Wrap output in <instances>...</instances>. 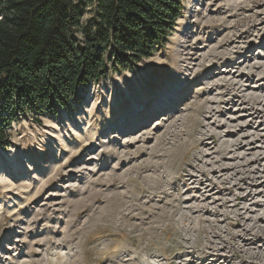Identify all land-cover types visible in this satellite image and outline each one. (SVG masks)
I'll return each instance as SVG.
<instances>
[{"label": "rangeland", "instance_id": "374dc122", "mask_svg": "<svg viewBox=\"0 0 264 264\" xmlns=\"http://www.w3.org/2000/svg\"><path fill=\"white\" fill-rule=\"evenodd\" d=\"M181 2L165 44L135 69L81 89L56 117L12 123L0 147V264H264V0ZM214 49L211 73L263 95L257 119L209 93L208 73L195 77ZM201 100L215 115L197 113ZM209 132L223 140L197 154Z\"/></svg>", "mask_w": 264, "mask_h": 264}, {"label": "trees", "instance_id": "16d2710c", "mask_svg": "<svg viewBox=\"0 0 264 264\" xmlns=\"http://www.w3.org/2000/svg\"><path fill=\"white\" fill-rule=\"evenodd\" d=\"M181 14V0H0V147L19 117H56L81 89L135 69Z\"/></svg>", "mask_w": 264, "mask_h": 264}, {"label": "bare ground", "instance_id": "6f19581e", "mask_svg": "<svg viewBox=\"0 0 264 264\" xmlns=\"http://www.w3.org/2000/svg\"><path fill=\"white\" fill-rule=\"evenodd\" d=\"M218 44V43H217ZM189 51H190V53H191V47L189 48V46L188 47H186V46H183L182 47V51H180V53L178 54L179 56H180V59H181V61H182V63H184L185 65H189V61H190V59H188L189 57H188V55H190V53H189ZM194 52V51H193ZM211 53H213V55L211 54ZM210 53V55H209V57H211L212 58V61H210V63L209 64H206L205 62H204V60H203V62H200V64H199V66H200V70L197 72V76H195V77H198V76H202L203 74H205V73H208V80H207V83H205L206 84V89H208V92L210 93V91H212L213 89H218V90H216L217 92L221 89V91L219 92V94L222 96V97H228L227 99L225 98L224 100H222L221 99V101H222V104L224 103H227V104H234L233 103V99H235V97L236 98H238L239 99V101L240 102H238V103H240L239 104V107L241 106V107H243V109L245 110L246 109V112H247V110L249 111L248 113H249V115H248V113H247V115L249 116V117H251L253 120L254 119H257L259 116H260V108H262V104H263V99L260 97V96H262L263 97V95L262 94H260V96H258L259 95V93H258V95H249V96H247L246 94V92L247 91H245L244 92V90H242V85H240L241 84V81H240V84L239 83H236V82H233L234 81V79H233V81H231V82H229V81H226V80H223L222 79V76H219V74H221V73H217L216 75H214V73H211L212 72V69L213 68H215V67H217L216 65H217V62L216 61H214V60H217L216 58H218V56H220V55H218V54H216V53H218V51H215V49H214V51H212ZM219 54H220V52H219ZM222 55V54H221ZM223 56V55H222ZM192 57V56H191ZM191 65V64H190ZM189 67V66H188ZM235 67V66H234ZM185 68V67H184ZM188 70V69H187ZM251 72V71H250ZM262 73V75H261V79H263L264 80V71H262L261 72ZM243 74L244 73H241L240 75H239V77L240 76H243ZM249 74V73H248ZM253 74H254V72H253ZM253 74H251L250 76H247V77H249V78H251V77H255V75H253ZM256 77H257V75H256ZM238 78V77H237ZM246 78V77H245ZM244 78V79H245ZM259 78V77H258ZM236 80V79H235ZM239 80V79H238ZM241 80V79H240ZM251 80V79H250ZM242 81H244V80H242ZM247 81V80H246ZM245 81V82H246ZM238 82V81H237ZM204 84V85H205ZM247 87V86H246ZM245 87V88H246ZM262 87V86H261ZM244 89V88H243ZM247 89V88H246ZM261 89V88H260ZM259 89V90H260ZM212 92H214V91H212ZM242 92H244V93H246L245 94V96L244 95H242L241 93ZM249 94H250V92H249ZM254 94H255V92H254ZM221 97V98H222ZM172 99V101L173 100H175L173 97L171 98ZM176 99L178 100V97H176ZM201 99V98H200ZM176 100V101H177ZM169 99H167L166 100V98H165V101L164 102H161L160 103V106H157L156 108H165V105H167L168 103H169ZM180 101V100H179ZM235 101V100H234ZM171 102V101H170ZM236 102V101H235ZM237 103V102H236ZM237 103V104H238ZM212 103H211V100L210 101H203V100H201L200 102L198 101V103L196 104V108H198V109H196L197 110V113H199L200 115H202L203 117H205V115L207 116L208 115V117L211 115V113L213 112V109H211V108H213V107H211L212 105H211ZM236 104V105H237ZM248 108V109H247ZM264 108V107H263ZM158 110V109H157ZM156 112V111H155ZM196 113V112H195ZM158 114V113H157ZM212 114H214V113H212ZM196 115V114H195ZM199 115V116H200ZM215 115V114H214ZM155 117V116H154ZM206 118V117H205ZM213 117H211V119H212ZM184 119V118H183ZM186 120V119H185ZM193 120V119H192ZM206 120V119H205ZM195 120H193V122H194ZM187 121H185V123H186ZM205 122V121H204ZM194 124V123H193ZM263 124H264V120H263ZM139 125V124H138ZM138 125L136 124L135 126H134V128H138ZM203 126V121H201V122H198V126L197 127H202ZM133 128V129H134ZM197 129V128H196ZM198 130V129H197ZM134 131H136V129L134 130ZM196 131V130H195ZM133 131H131L130 133H132ZM198 132V131H197ZM196 132V133H197ZM129 133V134H130ZM177 133H178V131H177ZM176 133V134H177ZM183 133V132H182ZM193 133V132H192ZM199 133V132H198ZM171 134H173V136H174V132L173 133H171ZM179 135V134H178ZM200 135H201V137H200V139L197 141V144L195 145V146H193V148H192V150H197V154H200L201 152H203V151H199L198 149H199V147L201 146L202 147V145L204 144V146H207V143H206V141L207 140H212L213 141V143H218L222 138H220V137H218L217 135H216V133L215 132H209V133H200ZM181 137V136H180ZM176 138V137H175ZM178 138H179V136H178ZM178 141H180L179 139H177ZM223 140V139H222ZM183 141V140H182ZM175 142H177V141H175ZM175 142H174V144H175ZM180 143V142H179ZM222 143H223V145H225L226 147H228V143H226V142H223L222 141ZM184 144L182 143V144H180V145H174V146H171L170 148H168V149H166V151L164 152V157L165 158H170V157H173L174 158V156L176 155V153H177V150H178V147L180 146L181 148H182V146H183ZM180 147H179V149H180ZM191 150V151H192ZM202 150V149H201ZM218 150H222V149H218ZM179 151V150H178ZM224 151H226V150H224ZM229 152V151H228ZM189 153V152H188ZM217 153H220L221 154V152L220 151H218ZM198 156H200V155H198ZM226 156V155H225ZM225 156H223L224 158H225ZM176 157V156H175ZM202 157V155L200 156V157H195V160H196V162H198L199 160H201L200 158ZM220 163L221 162V159L220 160H217V163ZM256 164V163H255ZM196 166H198V164H196ZM195 169V168H194ZM193 169V170H194ZM229 169L230 168H222L221 166H219L218 167V169L217 170H215L214 171V173L215 172H218L219 174H225V173H228V171H229ZM196 170V169H195ZM200 172L203 174L205 171L202 169V170H200ZM193 173V172H192ZM191 173V174H192ZM187 175L186 176H188L189 174L188 173H186ZM194 174V173H193ZM186 176H184V177H182V180H183V183L184 184H186V180H188V179H186ZM190 176V175H189ZM188 176V177H189ZM194 176H195V174H194ZM200 176H202V175H200ZM198 179V178H197ZM195 181V180H194ZM197 181V180H196ZM190 183V182H189ZM253 183H255V184H257V179L256 178H253ZM194 184V183H193ZM192 184V185H193ZM259 184V186H261V185H264V181L263 182H259L258 183ZM187 185V184H186ZM240 185V184H239ZM190 186V185H189ZM241 197V196H240ZM240 197L239 196H237L236 197V200H238V199H240ZM246 198V197H245ZM245 213V212H244ZM259 213V212H258ZM260 214V213H259ZM258 214V217L257 218H255V220L257 221V222H260V223H262L263 225H264V217H263V215H264V213H262V214H260L259 215ZM249 221H251V220H249ZM255 221V222H256ZM256 222V223H257ZM259 228H261V230L262 231H264V226H258ZM193 230L195 229V228H192ZM199 230V229H198ZM195 232L197 233L198 231L195 229ZM196 235H198V234H196ZM196 241H198V237H197V240H196V238H195V242Z\"/></svg>", "mask_w": 264, "mask_h": 264}]
</instances>
